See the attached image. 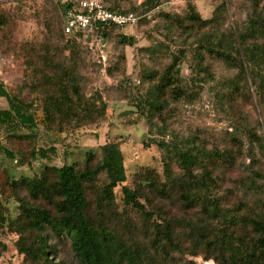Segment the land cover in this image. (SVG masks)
<instances>
[{
	"label": "rangeland",
	"instance_id": "1",
	"mask_svg": "<svg viewBox=\"0 0 264 264\" xmlns=\"http://www.w3.org/2000/svg\"><path fill=\"white\" fill-rule=\"evenodd\" d=\"M144 1L118 0L122 9H135L138 23L114 29L108 37L88 32L73 45L70 37L57 31L63 48L72 45L75 48L64 53L68 57L76 52L75 73L83 93L96 100L102 97L108 107L98 122L74 130L71 137L62 136L64 148L56 163L83 165L87 151H93L100 159L102 146L115 142L124 155L128 176L125 185L137 188L141 182L144 184L142 175L147 169H153L162 177V150L151 140L149 123L134 103L143 91L158 83L173 60L180 57L176 68L180 73L174 72V75L183 91L180 96H167L169 107L156 119V129L179 139L194 136L200 138L206 148L237 154L241 165L228 171V176L221 181L218 196L224 207L235 206L237 211L233 217L218 219L199 206L186 209L180 203L172 204L177 218L194 220L211 230L199 242L184 234L180 246L175 248L153 237L152 231L145 232L146 222L139 213L125 207L123 185H120L115 189L118 212L134 224L130 227L116 224L114 228L126 235L130 243H136L151 264H232L222 251L223 240H230L231 235L232 242L238 243L237 238L244 231L236 222L264 209V187L246 180L250 168L256 172L264 170V152L260 150L264 110L251 80L248 84L238 80L236 88L231 84L233 78H238L236 70L204 52L198 42L201 34L196 36L198 25L190 22L189 16L194 8L203 20H211L222 31L244 29L256 7L264 12V0H160L153 8L141 7ZM0 17L6 20L0 31V51L4 53L0 56L9 60L10 65L4 74L11 93L20 91L29 102L36 94L31 88L35 74L30 67L23 66L22 45L45 42L50 35L49 26L62 29L64 7L59 0H0ZM121 36L132 38L133 43H121ZM154 45H157L156 53L147 50ZM198 51L203 59L198 57ZM141 81L144 89L138 88ZM136 117L137 123L132 124ZM45 164L47 162L40 159L28 164L0 157V170L6 172L0 174V202L11 219L18 216L21 199L31 201L23 188L15 193L11 183L23 177L38 176ZM228 189H233L234 193H228ZM16 229L6 227L2 232L7 251L0 257V264H44V257L33 262L19 252ZM227 229L228 233L233 232L226 237ZM178 232L184 233V230L178 229ZM246 236L254 234L246 233ZM50 243L56 250L52 255L53 264H78L66 238H50Z\"/></svg>",
	"mask_w": 264,
	"mask_h": 264
},
{
	"label": "trees",
	"instance_id": "2",
	"mask_svg": "<svg viewBox=\"0 0 264 264\" xmlns=\"http://www.w3.org/2000/svg\"><path fill=\"white\" fill-rule=\"evenodd\" d=\"M59 1L65 10L68 1ZM102 1L111 11L135 13V9H122L118 0ZM159 4L160 0H145L140 6L153 8ZM189 20L198 25L196 36L201 34L198 42L204 52L211 53L236 70L238 78H233L231 84L238 88V80L246 84L248 80L252 81L264 110L262 9L256 7L253 10L244 29L222 31L211 20H203L194 8ZM4 21L0 17V31L1 26L6 25ZM205 28L209 29L205 31ZM114 29L119 28L101 25L93 32L108 37ZM57 31L65 35L63 27L49 26L50 35L45 42L22 45L23 66L30 67L35 74L31 86L36 93L34 99L25 101L20 91L12 94L0 81V97L8 101V107L0 109V128L3 132L0 156L28 164L35 159L47 162L38 176L23 177L11 183L15 193L23 188L31 198V201L20 200V212L16 218L11 219L0 202V257L7 251V245L1 239L2 232L6 227H15L19 235V252L33 262L44 257V264H53L52 255L56 250L50 238H66L78 264H151L136 243H130L126 235L114 228L116 224L127 227L134 224L118 212L115 189L120 185H123L125 207L139 213L146 222L145 232L152 231L153 237L175 248L180 246L184 234L199 242L211 230L199 226L194 220L177 218L172 204L180 203L186 209L199 206L212 218L233 217L237 211L235 206L224 207L218 196L221 181L228 176V171L241 165L237 154L206 148L203 141L194 136L179 139L156 129V119L169 107L168 95L180 96L183 91L174 75V72L180 73L176 69L180 57H176L159 82L143 91L138 96V102L134 103L149 123L151 140L162 150V177L153 169H147L142 175L144 184L141 182L137 188L125 185L128 176L124 155L115 142L102 146L100 159L93 151H87L83 165L56 163L64 148L65 138L62 136L71 137L74 130L98 122L108 107L102 97L96 100L83 93L75 73L76 52L68 57L64 53L74 50L73 45L85 34L71 38L73 45L65 49ZM120 42L132 44L133 39L121 36ZM147 50L156 53L157 45ZM197 53L203 59L202 53ZM138 88L144 89L143 81ZM137 121L138 117L131 123L136 124ZM260 150L264 152L263 136H260ZM249 172L246 180L264 187V170L256 172L250 168ZM0 174L5 175L6 172L0 170ZM228 193L233 194L234 190L228 189ZM236 224L241 226L244 235L238 236V243L232 242L229 234L233 230L228 233L227 229L224 236L229 235L231 239L222 243V251L229 262L264 264V209L253 217L242 218ZM178 229H183L184 233L178 232ZM246 233H253L254 236L247 237ZM211 235L217 239L214 233Z\"/></svg>",
	"mask_w": 264,
	"mask_h": 264
},
{
	"label": "built area",
	"instance_id": "3",
	"mask_svg": "<svg viewBox=\"0 0 264 264\" xmlns=\"http://www.w3.org/2000/svg\"><path fill=\"white\" fill-rule=\"evenodd\" d=\"M64 10L63 29L67 37L93 32L101 25L125 28L135 26L138 16L135 13L111 11L102 0H67Z\"/></svg>",
	"mask_w": 264,
	"mask_h": 264
},
{
	"label": "crops",
	"instance_id": "4",
	"mask_svg": "<svg viewBox=\"0 0 264 264\" xmlns=\"http://www.w3.org/2000/svg\"><path fill=\"white\" fill-rule=\"evenodd\" d=\"M9 60L3 58L0 56V81L4 82L6 84V87L8 89V91L11 93L10 91V85L9 82L7 80V76H5V70L7 68H9ZM8 107V101L5 97H0V109H6ZM3 138V132L0 128V139ZM1 157V156H0Z\"/></svg>",
	"mask_w": 264,
	"mask_h": 264
}]
</instances>
